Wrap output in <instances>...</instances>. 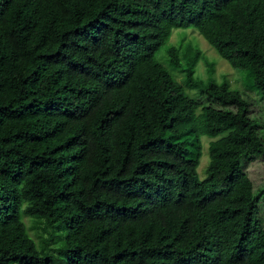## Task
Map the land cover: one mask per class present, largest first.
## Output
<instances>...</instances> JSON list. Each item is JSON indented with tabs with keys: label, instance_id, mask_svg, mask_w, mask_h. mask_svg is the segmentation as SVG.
Segmentation results:
<instances>
[{
	"label": "trees",
	"instance_id": "obj_1",
	"mask_svg": "<svg viewBox=\"0 0 264 264\" xmlns=\"http://www.w3.org/2000/svg\"><path fill=\"white\" fill-rule=\"evenodd\" d=\"M175 28L264 93V0H0V264H264L259 121Z\"/></svg>",
	"mask_w": 264,
	"mask_h": 264
},
{
	"label": "rangeland",
	"instance_id": "obj_2",
	"mask_svg": "<svg viewBox=\"0 0 264 264\" xmlns=\"http://www.w3.org/2000/svg\"><path fill=\"white\" fill-rule=\"evenodd\" d=\"M169 43L177 46L181 45L182 49L187 44L198 48L201 52V57L196 63V74L206 79L208 77L207 66L203 58L213 64V77L217 81L226 78L229 81V90L236 91L240 98L248 99L251 102L250 113L251 117L258 119L259 126L257 132L261 144L264 146V93L260 89L250 88L244 81L246 71L239 70L232 67L226 60L221 58L215 50L203 39V37L192 28H175L169 38ZM156 57L163 63L172 76L181 84H183L185 92L188 96L195 99L199 107L211 106L218 110H229L232 112L238 111V106L235 103L221 104L220 102L213 101L205 98L199 91L186 85L184 83L183 72L178 69H173L167 64V55L165 53V45L158 51ZM211 138L203 135L202 141V155L197 167V171L201 178L205 175V168L208 164L209 153L208 143ZM244 180L250 186L252 191L260 190L264 185V156L247 157L243 167ZM258 218L264 224V197L258 200ZM23 222L29 236L39 246L43 242L42 235L44 233L40 230L39 225L30 217L23 216Z\"/></svg>",
	"mask_w": 264,
	"mask_h": 264
}]
</instances>
